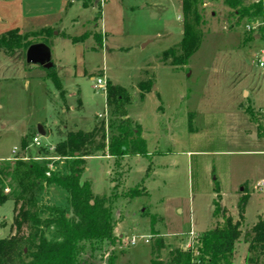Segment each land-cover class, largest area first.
I'll list each match as a JSON object with an SVG mask.
<instances>
[{
    "label": "rangeland",
    "instance_id": "374dc122",
    "mask_svg": "<svg viewBox=\"0 0 264 264\" xmlns=\"http://www.w3.org/2000/svg\"><path fill=\"white\" fill-rule=\"evenodd\" d=\"M62 1H0V32L14 26L25 30L33 23L27 39L39 42L45 39L39 29L55 26L47 39L61 86L47 69L27 63V49L0 48V165L40 156L49 161V169L66 173V159L54 148L62 139L58 127L97 131L92 146L107 144L111 107L106 88L95 86L106 72L112 83L128 90L126 112L146 140L148 155L117 161L99 150L87 157L80 181H89L95 196L107 197L115 240L87 241L77 264H149L154 255L167 260L171 249L188 248L215 226L217 186L226 213L243 218L233 262L245 264V237L264 217V66L258 64L264 17L251 22L223 0H203L199 44L182 60L181 0H83L88 8L82 0H72L73 6ZM253 1L258 0H244ZM32 12L40 16L25 18ZM70 16L75 23L66 22ZM174 47V54L164 52ZM146 81L150 89L141 98L138 84ZM35 135L39 145H32ZM130 189L139 193L129 196ZM4 192L9 199L0 207V238L21 236L24 258L42 236L61 239L54 224L38 227L29 221L17 230L14 217L22 191L13 176L5 180ZM243 195L244 216L239 210ZM67 197L60 186L42 183L34 191L37 207H26L35 212L54 205L72 218Z\"/></svg>",
    "mask_w": 264,
    "mask_h": 264
},
{
    "label": "trees",
    "instance_id": "16d2710c",
    "mask_svg": "<svg viewBox=\"0 0 264 264\" xmlns=\"http://www.w3.org/2000/svg\"><path fill=\"white\" fill-rule=\"evenodd\" d=\"M230 8L235 9L236 15L247 17L249 21L255 22L263 18V1H253L249 4L244 0H223ZM182 13L184 18L183 38L178 45L183 51L180 59L185 60L193 54L199 44L197 26L203 23L200 6L203 0H181ZM263 29L262 23L258 31ZM49 45L48 35L54 33L51 27L39 29ZM28 35L18 28L8 30L0 34V48L11 50L15 47L27 49L34 41H28ZM177 47L164 51L174 54ZM174 64L178 63L175 59ZM43 67V66H42ZM46 69V68H45ZM49 77L56 87L61 89L57 72L52 67L47 68ZM140 97L149 91L148 82H140ZM106 102L111 107L109 129L112 131L108 143L95 142L96 132L81 130L63 131L57 128V133L62 137L55 145V152L66 159V173H57L49 169V161L46 159L33 158L25 162L22 157H17L14 162H6L0 165V207L9 199L4 192L5 180L13 176L17 185L21 187V201L18 214L14 217V224L19 230L24 222H32L38 227L52 225L56 227V233L60 240L49 241L44 236L34 244V250L28 258H24V246L21 236L0 238V264H77L80 253L85 248L87 241L108 240L113 243L115 240V220L111 209L106 206L107 197L95 196L92 185L87 180L80 181L81 174L85 170L86 159L99 150H106L111 157L119 159L126 155L139 154L147 156L146 140L140 133L139 128H134L128 118L125 105L129 99L128 90L119 84L106 81ZM245 112L252 121L255 120L253 111L247 107ZM105 138L106 135L102 134ZM27 140L22 137L21 146L25 147ZM49 173V174H48ZM42 183H53L63 188L68 194V202L73 211V217H69L66 211L58 206H46L32 212L28 207H37L34 201V191ZM145 189V188H144ZM215 208L213 211L216 224L212 229L199 234L196 241L188 248L175 247L170 250L169 257L164 260L152 256L149 264H234L233 257L236 251V243L240 241L242 234L243 218L234 220L226 213L221 204L219 188H216ZM145 192V191H144ZM30 196L26 197L25 194ZM139 191L128 190L129 196ZM17 197H14L16 201ZM247 197L243 195L239 210L244 216V207ZM46 211L49 215L41 218L39 213ZM39 212V213H38ZM248 246V253L245 257V264H264V217L259 216L257 222L250 228L244 240ZM109 264H128L110 262Z\"/></svg>",
    "mask_w": 264,
    "mask_h": 264
},
{
    "label": "water",
    "instance_id": "95a60500",
    "mask_svg": "<svg viewBox=\"0 0 264 264\" xmlns=\"http://www.w3.org/2000/svg\"><path fill=\"white\" fill-rule=\"evenodd\" d=\"M25 56L29 64L34 63L46 69L53 66L50 46L44 42L31 43L26 50ZM39 132L43 133L41 127H39Z\"/></svg>",
    "mask_w": 264,
    "mask_h": 264
},
{
    "label": "crops",
    "instance_id": "0c3cea01",
    "mask_svg": "<svg viewBox=\"0 0 264 264\" xmlns=\"http://www.w3.org/2000/svg\"><path fill=\"white\" fill-rule=\"evenodd\" d=\"M1 1V0H0ZM97 1L98 0H95V3L97 4ZM63 3L65 2V0H63L62 1ZM66 4L67 5H69V6H73L72 4H74V2L72 1V0H68L67 2H66ZM81 4L83 5V6H85L86 8H88L86 5H84L83 4V0H82V2H81ZM63 6L65 7L66 5H64L63 4ZM182 6V5H181ZM93 8L95 7V5H93L92 6ZM38 16H40V14L39 13H35V12H32V13H30L28 16H26L25 18H27V19H33V18H35V17H38ZM74 19L75 18H73L72 16H70V17H68V20L66 21V22H69V23H71V24H73V23H75L74 22ZM3 21V17H2V14H1V11H0V22H2ZM34 24L33 23H31V25H30V28H26L25 30H22V28L21 27H13V28H11V29H9V30H12V29H14V28H18L21 32H23V33H27V32H30L31 30H34L35 29V27L33 26ZM46 27H53V28H55V26H51V25H47ZM46 27H43V28H46ZM42 29V28H41ZM55 30H56V28H55ZM4 32H6V31H1L0 32V34L1 33H4ZM55 34H56V32H55ZM106 34V33H105ZM55 36V35H54ZM57 36H60V35H57ZM55 38V37H54ZM51 44H49V46H50ZM58 75H59V72H58ZM60 76V75H59ZM103 78L107 81V80H110V78L108 77V75L106 74V72H104L103 73ZM111 81V80H110ZM105 100H106V95H105ZM250 134V133H249ZM250 136H251V134H250Z\"/></svg>",
    "mask_w": 264,
    "mask_h": 264
},
{
    "label": "built area",
    "instance_id": "2783aa9c",
    "mask_svg": "<svg viewBox=\"0 0 264 264\" xmlns=\"http://www.w3.org/2000/svg\"><path fill=\"white\" fill-rule=\"evenodd\" d=\"M258 64L259 65H261V66H264V50L262 51V56L260 57V59L258 60ZM106 80L102 77V76H99V77H97V80H96V83H95V86H98V87H100V88H106ZM41 143V141H40V137H38V135H35V136H33V140H32V145L33 144H37V145H39ZM16 152V149L14 148L13 149V153H15ZM25 157H23V159H24ZM36 159H40V158H42V157H35ZM14 159H16V158H14ZM49 174V173H48ZM131 244L132 245H134V243H136V238L134 237V238H132L131 239Z\"/></svg>",
    "mask_w": 264,
    "mask_h": 264
}]
</instances>
